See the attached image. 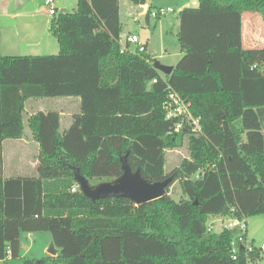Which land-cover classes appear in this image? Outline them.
Instances as JSON below:
<instances>
[{"label": "trees", "instance_id": "16d2710c", "mask_svg": "<svg viewBox=\"0 0 264 264\" xmlns=\"http://www.w3.org/2000/svg\"><path fill=\"white\" fill-rule=\"evenodd\" d=\"M245 12L264 21V0H198L181 9L182 56L168 75L154 68L149 50L120 52L118 0H76L72 12L57 11L49 25L56 54H0V260L19 257L21 232H49L59 249L55 257L23 264H256L263 258L252 241L254 251L240 247L233 259L237 230H208L211 218L264 214V46L243 47ZM169 91L189 104L199 131L184 115L167 117ZM48 97H78L80 114L62 131L56 111L30 115L37 175L4 178L2 142L24 136L26 100ZM184 144L188 157L166 173V152ZM124 154L146 180L171 176L164 196L135 205L70 191L73 168L93 186L122 173ZM175 182L178 199L169 192Z\"/></svg>", "mask_w": 264, "mask_h": 264}, {"label": "rangeland", "instance_id": "374dc122", "mask_svg": "<svg viewBox=\"0 0 264 264\" xmlns=\"http://www.w3.org/2000/svg\"><path fill=\"white\" fill-rule=\"evenodd\" d=\"M41 1V0H39ZM15 4V0H13ZM43 4V2H42ZM58 11L65 9L66 11L72 12L76 6V0H54L53 4ZM198 0H147V7L143 13H140L138 6L131 3L130 0H118V11H119V20L121 23V31L126 32L130 30L136 33L142 42L147 43V50H152L150 53L152 58V64L159 62L164 65H175L176 62L182 56L180 43L177 38V31L179 28L178 25V13L182 7H197ZM159 7L171 8L172 11L166 13L165 15L160 16L159 18L150 17L146 21V11L150 8V11L156 10ZM46 8V7H45ZM242 45L245 48H259L264 46V21L261 16L255 12H245L242 14ZM120 34L122 40V35ZM57 44V43H56ZM59 48L58 44L56 49L52 50L50 54L58 53ZM70 98V99H68ZM48 97V98H33L28 99L24 104V140H31V132L27 125V116L29 112V107L34 105L37 108H45L50 111H65V112H77L79 105L76 104V99L78 97ZM70 100H72L70 102ZM69 102V103H68ZM75 102V103H74ZM65 123L64 117L61 121V125ZM65 125V124H64ZM67 127V126H66ZM60 130L62 128L60 126ZM7 142H13L7 140L4 142L3 146V177L12 171L16 167L14 157L19 155H25V163H27V169L30 171L31 160L37 154V150L31 146L26 148L25 154L22 150L11 151L8 148ZM37 147V146H36ZM28 153V155H27ZM188 157V150L186 144L181 148L168 150L166 152L165 159V172L168 173L172 168L178 165L179 161ZM11 167V168H10ZM27 170V171H28ZM28 171V172H29ZM170 195L178 199L180 196V187L178 182H175L169 187ZM246 219L247 225V236L251 239L256 247L264 245V214H256L248 216ZM226 221V218H211L208 221V224L211 225L213 232H218L221 230L223 223ZM31 234V235H30ZM38 234L42 236H50L49 232H21L20 233V242L24 247H29L28 251L23 254L24 249L21 248L20 257L11 258L7 260L10 264H23L25 259H40L42 258L39 255L41 253V248L43 246V241L35 239ZM46 234V235H44ZM39 241V242H38ZM49 249V246L48 248ZM22 253V254H21ZM263 258L259 261L261 264H264V254ZM24 257V258H23ZM38 257V258H34ZM2 264V263H0ZM50 264H55L50 262Z\"/></svg>", "mask_w": 264, "mask_h": 264}, {"label": "crops", "instance_id": "0c3cea01", "mask_svg": "<svg viewBox=\"0 0 264 264\" xmlns=\"http://www.w3.org/2000/svg\"><path fill=\"white\" fill-rule=\"evenodd\" d=\"M15 1L16 2L14 4L13 0H0V54L2 56L34 55V53L50 54L52 50L56 49L57 41L55 37L49 32V25H50V22L53 16L49 15L47 8H45V5L42 4L43 0L41 1L39 0H15ZM138 7H140L139 8L140 13H143L147 7V0L145 4L140 5ZM183 8H185V6L182 7V9ZM148 9L146 11V15L148 13ZM61 10H65V9H61ZM150 17L151 16L149 12L148 19ZM148 19L146 18V21H148ZM178 25H179V22H178ZM122 33H124L123 35L136 34L130 30H127L126 32L121 31V34ZM142 43L146 45L147 47L146 42H142ZM152 52L153 51L151 50V53ZM170 66L174 67L175 65H170ZM71 101L72 100H70V102ZM75 101H76V104L79 105L77 112L74 113L70 111L68 112L56 111L60 117L59 123H61L63 117L65 120V123H64L65 125L60 124L62 130H64L66 126L71 124L72 118L74 115L80 114V99L78 98ZM28 110L29 112H28L27 119L30 115L36 112L48 111L45 108H39V107L37 108V106H34V105L30 106ZM31 138H32L31 140L27 141V140H24V136H23L20 139H5L2 142V153H3L4 142H6L7 140L13 141L11 143L7 142L8 148L11 151L18 152V150H22L24 153L26 148L31 146L30 143L32 144L33 148L37 150V154L34 156L30 164L28 165V167H30V171L27 169V163H25L26 161L24 158L25 155H19V153H17V156H15L14 159H12L15 161L16 167H14L12 171L7 175V177H4V178L33 177L37 175V155H38L39 146H38V143L34 140L32 134H31ZM2 159H3V154H2ZM3 168H4V165L2 163V170ZM75 185H77L76 182H75ZM37 240L39 241L41 240L44 242L41 248V253H40L42 255H39V256L44 257L46 255H50L52 257H55L59 253V249L57 247H55L56 253L54 255H51L48 253L47 248L49 244L52 242L50 236H42L38 234L37 238L34 240L35 243ZM21 248L24 249L23 254H25L29 250L28 249L29 247H26V246L24 247V245L20 242V252H21ZM34 258H38V257H34ZM8 259H9V256H7L5 259L0 260V263L10 264V262L7 261Z\"/></svg>", "mask_w": 264, "mask_h": 264}, {"label": "water", "instance_id": "95a60500", "mask_svg": "<svg viewBox=\"0 0 264 264\" xmlns=\"http://www.w3.org/2000/svg\"><path fill=\"white\" fill-rule=\"evenodd\" d=\"M153 66L164 75L170 74L173 69V66L159 62H155ZM120 163L122 173L111 181L99 182L92 186L77 168H73V180L78 185L79 191L91 200L105 197H125L135 205H140L165 195L166 188L172 181L171 176L152 182L144 179L138 169L131 170L126 161V154L120 157ZM48 253L51 255L56 253L53 242L49 244Z\"/></svg>", "mask_w": 264, "mask_h": 264}, {"label": "built area", "instance_id": "2783aa9c", "mask_svg": "<svg viewBox=\"0 0 264 264\" xmlns=\"http://www.w3.org/2000/svg\"><path fill=\"white\" fill-rule=\"evenodd\" d=\"M43 4L48 10L49 15L53 16L57 13V8L53 5L54 0H43ZM172 9L167 7H159L156 10L150 11V16L159 18L162 15H165L168 12H171ZM121 38V37H120ZM119 38L120 43V52L123 53L128 51L130 53L135 52H144L147 50V47L140 41L139 37L136 34H125L122 35V42ZM154 79L152 82H155ZM189 104L186 103L183 99H181L177 94L172 91L167 93V101L165 102V109L167 110V117H174L184 115V120L191 126L192 131H199V125L197 119H194L189 111ZM179 125L176 127V131L178 130ZM79 190L77 185H74L70 188L71 192H75ZM225 228L236 229L237 233L234 236V239L231 242V253L232 258H236V254L239 252L240 247H243L246 250V253H250L254 251V247L252 244V240L246 236L247 225L246 219L243 218H226V221L222 225ZM208 230H211V225H209ZM261 254H264V245L257 247ZM250 259V257H249ZM256 264H261V262H257Z\"/></svg>", "mask_w": 264, "mask_h": 264}]
</instances>
